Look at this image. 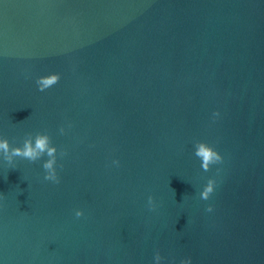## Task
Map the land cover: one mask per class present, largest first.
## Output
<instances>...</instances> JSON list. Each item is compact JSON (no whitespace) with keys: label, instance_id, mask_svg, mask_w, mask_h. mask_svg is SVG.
Here are the masks:
<instances>
[{"label":"water","instance_id":"95a60500","mask_svg":"<svg viewBox=\"0 0 264 264\" xmlns=\"http://www.w3.org/2000/svg\"><path fill=\"white\" fill-rule=\"evenodd\" d=\"M37 133L59 182L0 152V264H264V0H0V139Z\"/></svg>","mask_w":264,"mask_h":264},{"label":"clouds","instance_id":"9594fccd","mask_svg":"<svg viewBox=\"0 0 264 264\" xmlns=\"http://www.w3.org/2000/svg\"><path fill=\"white\" fill-rule=\"evenodd\" d=\"M59 81V74L53 73L46 76H41L36 80L38 90L44 91L45 89L50 88ZM218 115V113L214 114ZM63 133L64 129H60ZM56 148L50 146V138L47 134L37 133L35 136V142L32 143V139L28 138L23 141L22 147H10L9 142L6 138L0 139V152L3 153V158L9 164L12 163L14 157H20L27 159L31 162H35L40 159L42 156L46 155L48 157L42 164L43 169L45 170L44 179L50 180L58 183V177L56 174V169L54 165L56 164ZM64 153H61L63 155ZM195 155L201 160V168L204 171L209 170V165L218 163L221 160V156L216 152L211 146L204 142H200ZM114 163H117L114 161ZM215 181L209 179L206 185L203 187V190L200 192L202 199L207 200L209 195L213 192ZM148 203L150 207H153V199L151 196L148 197ZM211 211V207L208 208ZM75 215L80 217L82 212L77 210ZM159 259V256H157ZM181 264H190L187 260H182Z\"/></svg>","mask_w":264,"mask_h":264}]
</instances>
